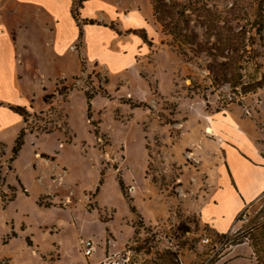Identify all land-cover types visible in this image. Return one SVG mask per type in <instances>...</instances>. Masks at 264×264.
I'll return each instance as SVG.
<instances>
[{"label": "rangeland", "instance_id": "rangeland-1", "mask_svg": "<svg viewBox=\"0 0 264 264\" xmlns=\"http://www.w3.org/2000/svg\"><path fill=\"white\" fill-rule=\"evenodd\" d=\"M15 1L29 116L0 135V264H258L264 194L239 211L226 149L236 170L249 156L236 139L264 157V87L214 83L213 60L183 55L151 0ZM173 1L208 11L187 12L202 47L215 38L201 21L241 36L244 80L264 77V0ZM216 190L223 234L201 217Z\"/></svg>", "mask_w": 264, "mask_h": 264}, {"label": "trees", "instance_id": "trees-1", "mask_svg": "<svg viewBox=\"0 0 264 264\" xmlns=\"http://www.w3.org/2000/svg\"><path fill=\"white\" fill-rule=\"evenodd\" d=\"M151 2L153 5L154 15L157 21L161 24L163 32L174 38L183 55L189 58L190 53L194 55L206 53L207 56L213 60L210 72L213 76L214 83H229L233 90H235L238 94L243 95L254 93L257 89L264 87V77L261 79H251V81L247 82L244 80V75L240 72L242 70V65L239 63V59L241 57L240 52H245L246 50L245 46L243 44L241 45V43H243L241 36L231 33L223 34L221 32L210 33V26H208L205 21H201L202 23L199 24L207 29V40L213 36L215 41L211 44V46L207 44L204 45V47L198 43L197 33L189 29V22L191 20L189 19L190 16L187 12L195 14L199 18H206V13L208 12L206 9L197 8L191 4L179 5V3L173 0H151ZM87 22L90 24L96 23L94 20H87ZM110 27L114 29L112 24ZM263 29L264 27L261 21L256 34L262 37ZM135 33L138 34L145 42H148L144 29H141L139 32L135 31ZM227 52L232 54L226 56L225 54ZM219 58L228 59L229 61L218 62L217 60ZM2 104L3 103L0 102V105ZM9 108L25 118L29 116V112L24 106L9 105ZM16 150L17 148H14V152ZM253 229V233L249 238L252 240L254 254L258 264H264V221L257 223Z\"/></svg>", "mask_w": 264, "mask_h": 264}, {"label": "crops", "instance_id": "crops-1", "mask_svg": "<svg viewBox=\"0 0 264 264\" xmlns=\"http://www.w3.org/2000/svg\"><path fill=\"white\" fill-rule=\"evenodd\" d=\"M19 1L21 2L20 5H24L28 4L29 2H43L47 0H16L15 2ZM57 1L59 2V0ZM2 2L3 0H0V3ZM10 2H13V0H5L4 4L0 6V100L3 99L14 104H20L21 106L24 105L25 102L22 100L18 88L19 79L22 75V70L19 69V65L21 64L17 63V55L20 50L18 41L14 37V27H9L6 22V19L8 18L7 10L9 7H11L9 6ZM21 17L23 16L21 15ZM22 120L23 116L11 110L9 105H0V135L15 129L21 124ZM236 140L239 142V148L249 156L246 157L242 154L240 155L241 158L239 160L243 168L236 170L232 167L231 156L229 157L228 155L231 151L229 146L227 147L226 155L229 167L228 175L231 176L232 179L231 182H228L231 189L234 187L242 197V207L239 209V211H243L248 205L258 200L264 194V157L256 150V147L252 146L250 143H245L240 139ZM246 146L251 148L257 157H254L251 153H248L245 150ZM231 147L235 149V147ZM249 176L251 179L247 182L242 180L240 183L237 179L238 177L243 179L245 177L249 179ZM217 193L218 190L214 192L212 200L202 207L201 217L204 222L210 224L215 230L223 234L231 230L234 225L229 230L222 228V222L216 215L218 209H210L214 204L218 203L216 200ZM93 254L94 253H92L89 257H92Z\"/></svg>", "mask_w": 264, "mask_h": 264}, {"label": "built area", "instance_id": "built-area-1", "mask_svg": "<svg viewBox=\"0 0 264 264\" xmlns=\"http://www.w3.org/2000/svg\"><path fill=\"white\" fill-rule=\"evenodd\" d=\"M210 239H206L205 242L208 243ZM83 248H84V253L86 256H90L94 250H95V246H94V243L93 241L91 240H85L83 242Z\"/></svg>", "mask_w": 264, "mask_h": 264}]
</instances>
